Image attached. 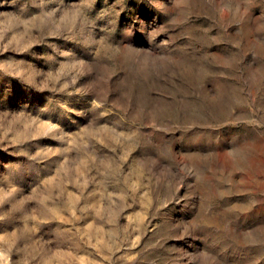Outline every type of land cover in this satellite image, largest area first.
Instances as JSON below:
<instances>
[{"label": "rangeland", "instance_id": "obj_1", "mask_svg": "<svg viewBox=\"0 0 264 264\" xmlns=\"http://www.w3.org/2000/svg\"><path fill=\"white\" fill-rule=\"evenodd\" d=\"M0 264H264V0H0Z\"/></svg>", "mask_w": 264, "mask_h": 264}]
</instances>
